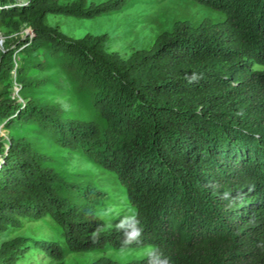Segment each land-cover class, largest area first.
<instances>
[{"label": "trees", "instance_id": "obj_1", "mask_svg": "<svg viewBox=\"0 0 264 264\" xmlns=\"http://www.w3.org/2000/svg\"><path fill=\"white\" fill-rule=\"evenodd\" d=\"M128 1L0 0L6 33L32 32L0 49V264L33 246L64 264L67 250L108 245L154 249L92 264H264V0H196L225 20L176 21L128 57L104 34L72 38L46 23ZM64 151L115 173L136 215L101 220L106 193L65 168ZM27 216H52L68 249L3 239Z\"/></svg>", "mask_w": 264, "mask_h": 264}, {"label": "rangeland", "instance_id": "obj_2", "mask_svg": "<svg viewBox=\"0 0 264 264\" xmlns=\"http://www.w3.org/2000/svg\"><path fill=\"white\" fill-rule=\"evenodd\" d=\"M73 0H61L67 3ZM106 0H88V3H100ZM226 15L212 7L196 0H129L127 5L115 12L96 16L94 18H80L65 14H48L46 23L58 26L60 30L72 38H81L86 34L106 35L109 51H118L128 57L134 50L150 48L156 38L164 31L171 30L176 21L188 20L195 25L205 19L214 22L224 21ZM7 28L0 24V49L7 37L24 38L31 34V29L25 27L22 31L8 35ZM1 129V134L6 136ZM54 149V148H52ZM65 168L72 172H90L96 186L106 195L96 207L97 216L108 226H119L136 215V207L130 202L126 188L119 182L117 175L100 168L90 162L80 153H67ZM22 226L8 232L3 239L15 236H27L39 240L58 242L62 248L68 249L67 243L60 233L61 228L52 216L40 219L31 216L22 217ZM154 246L140 248H116L106 246L102 249L90 251H69L64 257V264H92L100 258L106 257L125 263L141 259L152 253ZM17 264H57L44 249L33 246L29 248Z\"/></svg>", "mask_w": 264, "mask_h": 264}, {"label": "built area", "instance_id": "obj_3", "mask_svg": "<svg viewBox=\"0 0 264 264\" xmlns=\"http://www.w3.org/2000/svg\"><path fill=\"white\" fill-rule=\"evenodd\" d=\"M12 76H13V80H14L13 96L18 97L19 99H21L19 97V89H20V86H19L18 82L16 81V73L13 72Z\"/></svg>", "mask_w": 264, "mask_h": 264}]
</instances>
